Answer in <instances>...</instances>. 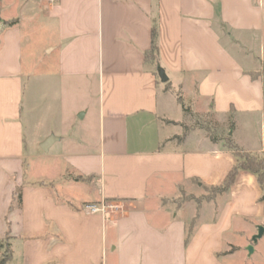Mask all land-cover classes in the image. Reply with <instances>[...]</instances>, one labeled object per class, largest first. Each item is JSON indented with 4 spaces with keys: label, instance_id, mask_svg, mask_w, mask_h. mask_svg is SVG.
<instances>
[{
    "label": "crops",
    "instance_id": "0c3cea01",
    "mask_svg": "<svg viewBox=\"0 0 264 264\" xmlns=\"http://www.w3.org/2000/svg\"><path fill=\"white\" fill-rule=\"evenodd\" d=\"M263 67L264 0H0V261L5 243V264H234L254 254L248 237L264 224L255 176L209 193L235 165L227 137L264 153V76L251 77ZM38 110L69 118L41 131ZM51 136L44 153L60 150L37 173ZM103 202L121 210L84 211Z\"/></svg>",
    "mask_w": 264,
    "mask_h": 264
},
{
    "label": "trees",
    "instance_id": "16d2710c",
    "mask_svg": "<svg viewBox=\"0 0 264 264\" xmlns=\"http://www.w3.org/2000/svg\"><path fill=\"white\" fill-rule=\"evenodd\" d=\"M7 27H12L17 24V20H13L10 22L4 23ZM158 52V46H157V29L154 26L152 29V44L151 49L145 53V61L147 63H154L156 61V54ZM259 76H264V67L263 70L259 73H252L251 77L253 79L258 78ZM178 100L180 104L182 105L185 112H188L187 108L185 107L182 98L179 96ZM216 131V128L213 129V131ZM210 132V131H209ZM212 137V136H211ZM214 141V137H212ZM225 146L229 152L233 155L235 158V165L227 175L224 183L222 186L213 189L215 193H224L230 190V188L235 184V181L238 177V175L241 172H248L255 176L262 194L259 199L260 203H264V153L262 154H252L249 152H246L239 148L237 144L230 138L227 137L225 139ZM79 180V179H76ZM21 196H22V189L18 188L15 192V197L17 201L21 202ZM264 227V224H263ZM6 259H2L0 261V264H5Z\"/></svg>",
    "mask_w": 264,
    "mask_h": 264
},
{
    "label": "rangeland",
    "instance_id": "374dc122",
    "mask_svg": "<svg viewBox=\"0 0 264 264\" xmlns=\"http://www.w3.org/2000/svg\"><path fill=\"white\" fill-rule=\"evenodd\" d=\"M38 50H40V49L37 46V50L36 51H38ZM30 92H31V89H29V87H28L27 93H30ZM36 94H39V90L38 91L36 90ZM56 112L57 111H55V115H53V117L50 118L49 117L50 115H48V116L44 115V117H42V116L39 115V110L36 111V113H35V116H36L35 122H38L41 125L43 124V127H44V128L43 127L40 128V129H42L41 131H43V129L46 128L45 127L46 126L45 125V121L46 120H48V124L46 123L48 125V127L51 126L52 129H56V128H59V124L61 122H63V121L66 122L67 119L69 118L68 115H66V114H63L61 116L60 115H56ZM27 120H28V118H27V116H25V113H24L23 122H24L25 125H26ZM197 121L200 124V127H203L204 129H208L210 131L209 133H210V135H212V137H219V133H217V131H215V130L213 131V129L215 128L214 125H212V124L211 125L202 124L203 120H202V118H199V117H198ZM81 125H83V124L81 123ZM187 126H188L187 129L188 128L189 129H193V125H191V124H188ZM224 134H226V133L224 132ZM26 142H27L28 146L31 144V139H30L29 132H27ZM33 142H37V140L33 141ZM59 150H60V145H57V146L54 147L52 152L50 154H48V155L45 154L44 152H39L45 160L43 159V160L35 161L33 163L34 171L38 173L40 171V168L42 167V165H45L46 162L48 164V160L46 159V157L47 158L51 157V155H53L54 153H57ZM212 193H215L214 190L211 191L209 193V195H212ZM253 229H254V227H253ZM254 237L255 236L248 237L249 238L248 240H252V242H254V244L256 246L255 253L251 254V253H249V251H247V252L244 251V252L238 254L237 256H235V258H233L234 264H264V236L261 239L257 240L256 242L254 241ZM246 240H247V237H239L240 244H245ZM2 249H3V251H2L1 260L2 259H6V261H7L8 256H9L8 253L10 252L9 251V246L5 243L3 245V247H2Z\"/></svg>",
    "mask_w": 264,
    "mask_h": 264
},
{
    "label": "water",
    "instance_id": "95a60500",
    "mask_svg": "<svg viewBox=\"0 0 264 264\" xmlns=\"http://www.w3.org/2000/svg\"><path fill=\"white\" fill-rule=\"evenodd\" d=\"M158 75L159 78L161 80L162 83L166 84L169 79L165 73V70L162 69L161 67L158 68ZM56 141V138L51 136L49 138H47L41 145V149L43 150V152L47 153L49 151V148L51 147V145ZM264 236V227L261 226L258 228V234L254 237V241L256 242L257 240L261 239ZM249 251L250 253H253V247H249Z\"/></svg>",
    "mask_w": 264,
    "mask_h": 264
},
{
    "label": "built area",
    "instance_id": "2783aa9c",
    "mask_svg": "<svg viewBox=\"0 0 264 264\" xmlns=\"http://www.w3.org/2000/svg\"><path fill=\"white\" fill-rule=\"evenodd\" d=\"M121 210V205L119 203H106L103 202L100 205L89 204L84 207V211L88 214H112Z\"/></svg>",
    "mask_w": 264,
    "mask_h": 264
}]
</instances>
